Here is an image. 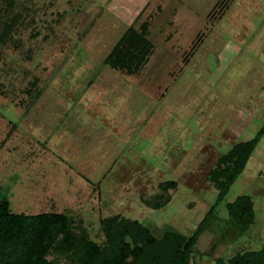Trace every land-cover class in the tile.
Returning <instances> with one entry per match:
<instances>
[{
	"label": "rangeland",
	"instance_id": "rangeland-1",
	"mask_svg": "<svg viewBox=\"0 0 264 264\" xmlns=\"http://www.w3.org/2000/svg\"><path fill=\"white\" fill-rule=\"evenodd\" d=\"M130 26L151 44L134 73L106 62ZM262 127L264 0H0V195L13 213H62L99 245L109 219L157 240L202 229L189 264H227L264 247ZM255 137L217 203L210 170ZM239 195L249 226L228 215ZM47 258L78 254L58 242Z\"/></svg>",
	"mask_w": 264,
	"mask_h": 264
},
{
	"label": "trees",
	"instance_id": "trees-1",
	"mask_svg": "<svg viewBox=\"0 0 264 264\" xmlns=\"http://www.w3.org/2000/svg\"><path fill=\"white\" fill-rule=\"evenodd\" d=\"M149 46L145 34L130 26L114 43L106 62L113 68L134 73L144 61ZM259 132H264V127ZM257 137L233 145L210 170L208 179L219 192L217 203L243 170ZM227 209L236 225L249 226L254 219L248 195H239L227 204ZM111 222L103 220L106 243L99 245L84 232L75 237L73 227L62 213H13L6 195H0V264H54L47 257L58 242L74 248L78 254L75 264H189L191 248L202 230L189 237L166 231L157 240L136 220ZM127 237L130 242L125 240ZM227 264H264V247L238 253Z\"/></svg>",
	"mask_w": 264,
	"mask_h": 264
}]
</instances>
